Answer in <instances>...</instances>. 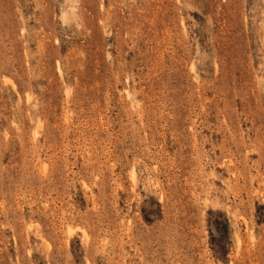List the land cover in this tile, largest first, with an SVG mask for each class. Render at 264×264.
<instances>
[{"label":"rangeland","instance_id":"rangeland-1","mask_svg":"<svg viewBox=\"0 0 264 264\" xmlns=\"http://www.w3.org/2000/svg\"><path fill=\"white\" fill-rule=\"evenodd\" d=\"M0 264H264V0H0Z\"/></svg>","mask_w":264,"mask_h":264}]
</instances>
